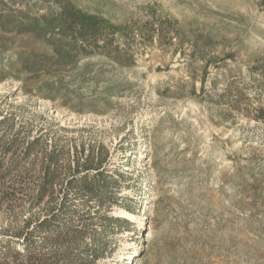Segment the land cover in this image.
Masks as SVG:
<instances>
[{
	"label": "rangeland",
	"instance_id": "1",
	"mask_svg": "<svg viewBox=\"0 0 264 264\" xmlns=\"http://www.w3.org/2000/svg\"><path fill=\"white\" fill-rule=\"evenodd\" d=\"M132 262L264 264V0H0V264Z\"/></svg>",
	"mask_w": 264,
	"mask_h": 264
},
{
	"label": "bare ground",
	"instance_id": "2",
	"mask_svg": "<svg viewBox=\"0 0 264 264\" xmlns=\"http://www.w3.org/2000/svg\"><path fill=\"white\" fill-rule=\"evenodd\" d=\"M121 214H122L123 216H125V217H129V218H131V221H133V219H134L133 215H130V214H128V213L125 212V211H121ZM139 226L141 227L140 230H142L143 226L145 227L146 224H145V222L143 221L141 224L138 225V227H139ZM131 264H133V262H132Z\"/></svg>",
	"mask_w": 264,
	"mask_h": 264
}]
</instances>
